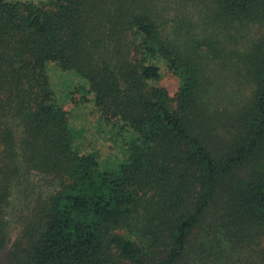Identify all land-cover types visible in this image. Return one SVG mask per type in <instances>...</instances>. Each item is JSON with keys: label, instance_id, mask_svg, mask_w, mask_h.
Returning a JSON list of instances; mask_svg holds the SVG:
<instances>
[{"label": "trees", "instance_id": "obj_1", "mask_svg": "<svg viewBox=\"0 0 264 264\" xmlns=\"http://www.w3.org/2000/svg\"><path fill=\"white\" fill-rule=\"evenodd\" d=\"M0 264H264V0H0Z\"/></svg>", "mask_w": 264, "mask_h": 264}, {"label": "rangeland", "instance_id": "obj_2", "mask_svg": "<svg viewBox=\"0 0 264 264\" xmlns=\"http://www.w3.org/2000/svg\"><path fill=\"white\" fill-rule=\"evenodd\" d=\"M18 2H29L39 4L46 0H7ZM46 72L49 78L50 87L54 93L56 102L64 107L68 112L69 126L80 146H90V150H97L99 147L104 153L108 144L101 141L100 135L96 133V120L91 115L94 109L93 94L89 92V85L85 79L74 73L73 71H61L55 64L48 62L46 64ZM179 81L169 73H162L158 85L166 89L169 96L172 98L177 91ZM73 101L77 104L74 105ZM105 136V133L102 132ZM100 169L112 170L117 166L116 159L110 154L105 156L100 153Z\"/></svg>", "mask_w": 264, "mask_h": 264}]
</instances>
